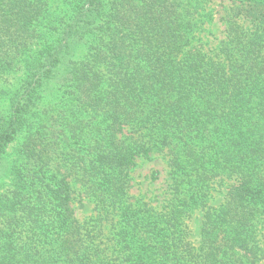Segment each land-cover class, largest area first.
Segmentation results:
<instances>
[{
  "label": "trees",
  "instance_id": "trees-1",
  "mask_svg": "<svg viewBox=\"0 0 264 264\" xmlns=\"http://www.w3.org/2000/svg\"><path fill=\"white\" fill-rule=\"evenodd\" d=\"M209 1L0 0V80L24 58L0 113V264H264V0H230L214 46ZM153 153L160 205L130 191Z\"/></svg>",
  "mask_w": 264,
  "mask_h": 264
},
{
  "label": "rangeland",
  "instance_id": "rangeland-1",
  "mask_svg": "<svg viewBox=\"0 0 264 264\" xmlns=\"http://www.w3.org/2000/svg\"><path fill=\"white\" fill-rule=\"evenodd\" d=\"M203 7L198 8V17L209 16V20L202 24L203 31L201 36L207 40L209 46H214L224 37V23L218 18L222 15L224 9L230 8L232 3L230 0H211L209 3L200 4ZM36 47V46H35ZM24 58L17 62V67H23ZM8 73L4 79L0 80V113H6L8 109V101L12 92L19 86L23 77V68ZM17 141L6 147L4 158L11 159V153L14 152ZM152 175L155 176L153 179ZM169 167L166 157L162 153H153L151 158L139 157L136 165L131 171V193L143 197L144 200L150 201L152 205H160L169 192ZM11 185L9 177L6 175L0 179V191L5 190ZM223 192L221 190L213 191L211 202L217 203L222 199ZM94 204L91 200L84 196L83 193L75 192L73 207L75 215L79 220L90 219L96 215ZM202 211L196 210L189 218L188 224L190 228L189 240L196 245L199 241V228L201 222ZM260 242L264 245V226L260 236Z\"/></svg>",
  "mask_w": 264,
  "mask_h": 264
}]
</instances>
